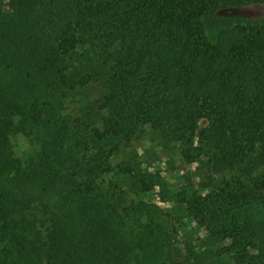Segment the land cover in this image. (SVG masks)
Segmentation results:
<instances>
[{
	"label": "trees",
	"instance_id": "1",
	"mask_svg": "<svg viewBox=\"0 0 264 264\" xmlns=\"http://www.w3.org/2000/svg\"><path fill=\"white\" fill-rule=\"evenodd\" d=\"M153 140L172 212L113 162ZM206 261L264 264V0H0V264Z\"/></svg>",
	"mask_w": 264,
	"mask_h": 264
},
{
	"label": "rangeland",
	"instance_id": "2",
	"mask_svg": "<svg viewBox=\"0 0 264 264\" xmlns=\"http://www.w3.org/2000/svg\"><path fill=\"white\" fill-rule=\"evenodd\" d=\"M11 143L15 155L21 159L26 158L33 152V146L21 135L13 136ZM113 162H124L129 166L139 163L142 170L148 169L150 172L157 173L163 184L156 186L153 194L133 195L135 193H130V196L133 195L136 200L154 203L166 212H172V194L176 188L184 185L188 179L196 182L198 176L193 165H185L182 162L174 147H164L156 140L151 141L149 144L138 141L133 142L132 146L124 148ZM179 238L191 241L197 238L203 239L204 232L194 227V225H190L187 231H180Z\"/></svg>",
	"mask_w": 264,
	"mask_h": 264
}]
</instances>
